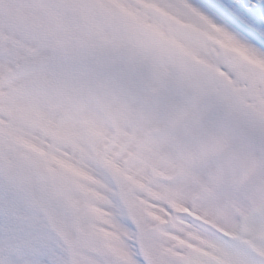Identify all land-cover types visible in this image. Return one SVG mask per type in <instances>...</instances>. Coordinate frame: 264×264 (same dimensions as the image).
I'll return each mask as SVG.
<instances>
[{
    "label": "rangeland",
    "instance_id": "1",
    "mask_svg": "<svg viewBox=\"0 0 264 264\" xmlns=\"http://www.w3.org/2000/svg\"><path fill=\"white\" fill-rule=\"evenodd\" d=\"M182 1L0 0V71L15 65L0 77V264H71L70 253L73 264H264L261 188L240 191L233 154L207 147L227 107L263 112L264 63ZM243 133L249 167L258 158ZM34 165L38 180L50 172L47 202L60 199L52 223L28 195ZM199 190L190 209L214 231L160 227Z\"/></svg>",
    "mask_w": 264,
    "mask_h": 264
},
{
    "label": "bare ground",
    "instance_id": "2",
    "mask_svg": "<svg viewBox=\"0 0 264 264\" xmlns=\"http://www.w3.org/2000/svg\"><path fill=\"white\" fill-rule=\"evenodd\" d=\"M179 1V0H173V2ZM188 2V3H187ZM189 4L193 6L192 13L199 12L203 13L205 18L209 21L211 19L215 20L216 23L211 22L212 24H216L217 27V34L222 37V41H224L229 46V41L231 42L234 37L239 39L245 46V48H251L255 54L249 53V56L252 58H256L257 63H264V0H184L182 1V6L189 7ZM197 8V11L194 9ZM201 16L200 17H203ZM208 16V18H207ZM15 23V24H14ZM13 24H9L8 26V34H14V32L18 31L16 29L18 21H14ZM239 25V26H238ZM213 26V25H212ZM25 39L27 37L25 36ZM28 40V39H27ZM243 45V46H244ZM241 50L243 48L241 47ZM244 51V50H243ZM246 53V50L244 51ZM3 54V52H2ZM256 56V57H255ZM25 57V56H23ZM21 60L19 61V63ZM15 65H7L5 66L4 70L0 71V77L3 76V73L10 68H13ZM22 74H20L17 78H13L12 80L15 81V79H19ZM241 95H243L241 93ZM256 97L260 98L259 93L253 94ZM224 122H220L215 129V132L217 133V136L211 139V141L208 143L207 147H214L216 156L223 155L228 158L231 153L233 154L230 161L226 160L225 162H228L231 164V166L234 164L237 166V179H238V186L239 190L244 192V194H252V191H256V187H260V192L258 197H264V186H261L263 183L260 182L261 178H264V171L260 172V169L264 168V109L263 112H260V109H257L256 107L248 108L243 105L234 107H227V110L224 111ZM231 116V117H230ZM244 127L248 128L251 131L252 134V143L254 144V147L256 148V151L254 153V156L258 158V160L254 164H250L249 167L244 166L243 164H240L238 161V158L240 156L241 150H238L239 146L245 145V134ZM229 128L234 133V141L227 139H224L223 131L225 129ZM224 143V144H223ZM4 148V146H2ZM3 151V150H2ZM243 151V150H242ZM1 152V151H0ZM145 153V152H144ZM147 154H144L142 158L146 157ZM18 165H21L20 162L17 163ZM197 166V163L195 164ZM220 168L217 167V170ZM29 174V191L28 195L31 198L33 207L36 212H46L48 214L49 222L52 223V217L51 213L49 212V209L47 210V206L50 205L56 206L60 204V199H54V196L50 194V199L46 200V188L47 184L51 179L50 172H47L43 174L42 178L38 180L37 178V167L34 165L30 171H28ZM33 183H32V182ZM39 181V187L43 191V201L42 203L38 202L34 197V182ZM260 185V186H259ZM264 185V184H263ZM23 192L26 193V191L23 189ZM200 190L195 192L191 197L187 200L183 199L179 202H175L174 204H170L168 209V214L166 218H163L162 221L159 223H162L160 227L163 229H166L167 231H174L176 230L177 224H187L191 228H197L203 231L198 225H193L190 220L188 219H177L175 220L174 224L171 225V216L174 212H192L189 211L190 206H192L193 198L198 194H200ZM210 192V190L208 191ZM64 195L67 193V187L63 188V191L61 192ZM84 205L87 207L89 204L88 198L83 199ZM96 203L95 201H93ZM178 205H175V204ZM202 203L204 202L200 201V203L197 205L199 207V210H201ZM122 209H120L119 214L124 217H130V214L128 212L127 206L122 205ZM110 211H115L111 206H109ZM250 209V208H249ZM76 207L74 205H71L69 208H67L66 213L68 216H73L76 214ZM193 214V213H192ZM211 220L214 218L209 216ZM199 218V217H198ZM203 220L202 218H199ZM244 219H242L237 229L234 232H230L231 234H238L240 225L243 222ZM204 221V220H203ZM254 221H252L253 223ZM195 223V222H193ZM81 224V220H77V226L79 227ZM176 226V227H175ZM220 226V225H219ZM156 227V226H155ZM221 227V226H220ZM212 228V227H211ZM222 228V227H221ZM213 230V229H211ZM225 230V229H221ZM214 231V230H213ZM228 231V230H225ZM166 232V231H165ZM219 234H222L221 231H215ZM229 232V231H228ZM164 233V232H162ZM145 236H149L148 233H143L140 236L137 237L136 243L138 246V249H140V252H142V241ZM186 236V235H184ZM182 236V237H184ZM227 242H234L237 244L242 243L241 235H222ZM258 240H256L257 242ZM254 244V241H252ZM235 245L233 248H238L245 250V247L238 245ZM248 244V243H247ZM69 250L72 252L73 247H69ZM248 252V254H252L249 250H245ZM71 256V264H73V254L70 253Z\"/></svg>",
    "mask_w": 264,
    "mask_h": 264
}]
</instances>
